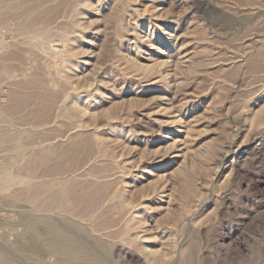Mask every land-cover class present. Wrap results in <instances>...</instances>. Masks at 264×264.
<instances>
[{
  "label": "rangeland",
  "instance_id": "obj_1",
  "mask_svg": "<svg viewBox=\"0 0 264 264\" xmlns=\"http://www.w3.org/2000/svg\"><path fill=\"white\" fill-rule=\"evenodd\" d=\"M0 255L264 264V0H0Z\"/></svg>",
  "mask_w": 264,
  "mask_h": 264
},
{
  "label": "bare ground",
  "instance_id": "obj_2",
  "mask_svg": "<svg viewBox=\"0 0 264 264\" xmlns=\"http://www.w3.org/2000/svg\"><path fill=\"white\" fill-rule=\"evenodd\" d=\"M16 155L21 156L24 153V146L21 144H18L15 146L14 148ZM16 159V158H15ZM3 175V174H2ZM17 180V179H16ZM18 181V180H17ZM22 181V180H21ZM63 182V181H62ZM60 184V183H59ZM45 186V185H44ZM48 185H46L47 187ZM39 188V187H38ZM43 188V187H40ZM62 192V191H61ZM59 193V192H57ZM33 195L35 194V192L32 193ZM44 213V212H43ZM48 215V214H47ZM56 217V216H55ZM39 222L43 225V228L45 231H42L38 233V238L40 240V245H34L33 244H29L28 246L30 247L29 250L33 253V255L41 260L42 259V255L44 253V250L47 251H51V252H59L61 254L67 255V256H72L73 258L79 257L81 254L84 255V251H80L77 252L75 250H69L68 247H62L60 246L57 242H55L56 237L60 236L61 233V229L59 228V226L57 224H55V222L52 220L51 217L46 216V215H41L39 217ZM38 222V223H39ZM59 238V237H58ZM86 251V250H85ZM87 256V255H86ZM50 257V256H49ZM91 257V256H89ZM91 259H95L93 258V256L91 257ZM96 260V259H95ZM0 264H5V260L4 257L0 255ZM41 264V263H40Z\"/></svg>",
  "mask_w": 264,
  "mask_h": 264
}]
</instances>
